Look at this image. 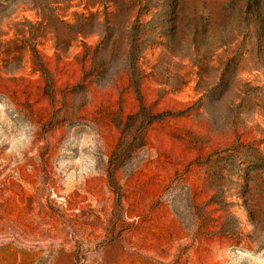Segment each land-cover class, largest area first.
Segmentation results:
<instances>
[{
    "label": "rangeland",
    "instance_id": "rangeland-1",
    "mask_svg": "<svg viewBox=\"0 0 264 264\" xmlns=\"http://www.w3.org/2000/svg\"><path fill=\"white\" fill-rule=\"evenodd\" d=\"M0 264H264V0H0Z\"/></svg>",
    "mask_w": 264,
    "mask_h": 264
}]
</instances>
